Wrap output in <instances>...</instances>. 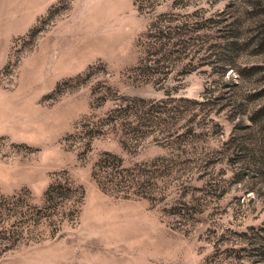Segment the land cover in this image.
<instances>
[{
	"label": "rangeland",
	"instance_id": "obj_1",
	"mask_svg": "<svg viewBox=\"0 0 264 264\" xmlns=\"http://www.w3.org/2000/svg\"><path fill=\"white\" fill-rule=\"evenodd\" d=\"M0 264H264V0H0Z\"/></svg>",
	"mask_w": 264,
	"mask_h": 264
}]
</instances>
